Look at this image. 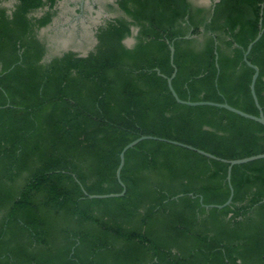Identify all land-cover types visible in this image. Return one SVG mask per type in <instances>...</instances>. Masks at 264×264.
Wrapping results in <instances>:
<instances>
[{"label": "trees", "instance_id": "trees-1", "mask_svg": "<svg viewBox=\"0 0 264 264\" xmlns=\"http://www.w3.org/2000/svg\"><path fill=\"white\" fill-rule=\"evenodd\" d=\"M0 0V264H264V0H116L122 15L96 31L85 56L46 59L41 28L61 0ZM38 10L40 16H34ZM136 28L134 43L123 40ZM189 35V38L184 36ZM216 42V43H215ZM157 70L163 75H160ZM87 194H86V193ZM191 194V195H190ZM202 198V201H200Z\"/></svg>", "mask_w": 264, "mask_h": 264}, {"label": "rangeland", "instance_id": "rangeland-1", "mask_svg": "<svg viewBox=\"0 0 264 264\" xmlns=\"http://www.w3.org/2000/svg\"><path fill=\"white\" fill-rule=\"evenodd\" d=\"M15 0H5L1 5L9 10ZM197 6L210 8V5L192 1ZM55 16L51 23L38 32V37L47 46L46 59L60 54L64 50H73L79 54L88 53L97 42V28L108 19L122 15L116 0H61L55 6ZM38 10L34 16H40ZM134 39V35L132 36ZM126 44L133 45L129 38Z\"/></svg>", "mask_w": 264, "mask_h": 264}, {"label": "water", "instance_id": "water-1", "mask_svg": "<svg viewBox=\"0 0 264 264\" xmlns=\"http://www.w3.org/2000/svg\"><path fill=\"white\" fill-rule=\"evenodd\" d=\"M191 1H197L198 3H205L207 5H210V11L212 12L213 8H214V4L218 0H191ZM131 30H132V35L127 37V38H129V41H131L133 43L135 40L132 38V36L135 35L136 28L132 27ZM261 34H262V29L259 30V32L257 33L256 37L247 45V47H246V49L244 51V54H243L244 62L249 67H251L254 70L253 75L251 77V82H250V92H251V96L253 98V101L255 103V106L258 109V114L257 115H254V114H251V113H247V112H245L243 110H240V109H238L236 107H233V106L229 105L226 102H214V101H209V100L191 101V100L180 99L178 97V95L176 94V92L173 89L172 84H171V80L175 76V73H176V67H175V65L173 63L174 46L172 45V43H170L169 44V50H170L169 56H170V63L172 65V67H173V72H172V74L170 76H165L164 75V77L167 80L168 88H169L172 96L174 97V99L178 103L186 104V105H190V106L210 105V106H215V107H219V108H224V109H226V110H228L230 112H233V113H235V114H237L239 116L251 119L253 121H256V122L264 125V114H263V111H262V107L260 106V104L258 102L256 93H255V89H254L255 81H256V78L258 77V74H259V69H258V67L256 65L252 64L247 59V54L251 50L252 45L260 38ZM189 37H190L189 35L184 36V38H189ZM127 38H125L123 40V43L127 47H130V45L126 44V42H125V40ZM64 51H67V50H64ZM86 54L87 53L79 54V55L85 56ZM57 55H59V54H57ZM157 72L160 75H162L158 70H157ZM144 139H153V140H158V141L171 143V144H174V145H177V146L184 147V148H187L189 150L195 151V152H197V153H199V154H201V155H203V156H205L207 158L218 160V161H221V162H224V163L228 164L226 180H227L228 187H229V196H228L227 200L223 204H208V205H204L206 208H209V207L221 208V207H223V206H225V205L230 203L232 195H233V187H232V185L230 183V172H231V168H232L233 165L242 164V163H246V162H249V161H253V160L264 158V152H262V153H258V154H255V155L242 157V158L226 159V158H222V157L216 156V155H214V154H212L210 152H207L205 150H202L200 148H197V147H194L192 145H189V144H186V143H182V142H179V141H175V140H171V139H167V138H163V137H158V136H153V135H140L139 137L135 138L134 140H132L128 144H126L122 148V150L119 152V163H118L117 168H116L115 176H116L119 184L121 185L122 190L120 192H117V193H109V194H87L85 192L89 198L118 197V196H122L125 193L126 187H125V184L122 182V180L120 178V172H121V169H122V166H123V163H124L125 152H126L127 149H129L130 147L135 145L137 142H139L141 140H144ZM200 201H202V198H200Z\"/></svg>", "mask_w": 264, "mask_h": 264}]
</instances>
